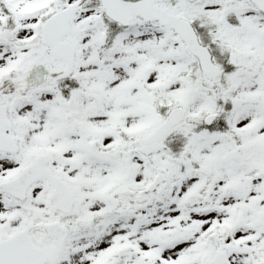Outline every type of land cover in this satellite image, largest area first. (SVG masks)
<instances>
[{
	"label": "snow or ice",
	"instance_id": "1",
	"mask_svg": "<svg viewBox=\"0 0 264 264\" xmlns=\"http://www.w3.org/2000/svg\"><path fill=\"white\" fill-rule=\"evenodd\" d=\"M0 264H264V0H0Z\"/></svg>",
	"mask_w": 264,
	"mask_h": 264
}]
</instances>
